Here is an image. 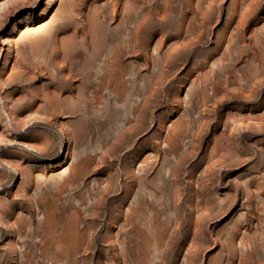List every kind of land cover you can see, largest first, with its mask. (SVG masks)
I'll return each instance as SVG.
<instances>
[{
  "label": "rangeland",
  "instance_id": "obj_1",
  "mask_svg": "<svg viewBox=\"0 0 264 264\" xmlns=\"http://www.w3.org/2000/svg\"><path fill=\"white\" fill-rule=\"evenodd\" d=\"M0 264H264V0H0Z\"/></svg>",
  "mask_w": 264,
  "mask_h": 264
},
{
  "label": "bare ground",
  "instance_id": "obj_2",
  "mask_svg": "<svg viewBox=\"0 0 264 264\" xmlns=\"http://www.w3.org/2000/svg\"><path fill=\"white\" fill-rule=\"evenodd\" d=\"M88 162H89V161L85 159L84 161H82V164H83V165H86ZM80 167H81V166H80Z\"/></svg>",
  "mask_w": 264,
  "mask_h": 264
}]
</instances>
